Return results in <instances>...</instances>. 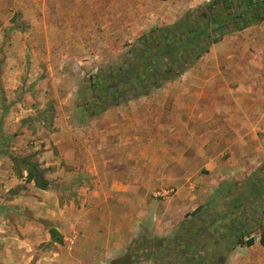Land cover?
<instances>
[{"label": "rangeland", "instance_id": "1", "mask_svg": "<svg viewBox=\"0 0 264 264\" xmlns=\"http://www.w3.org/2000/svg\"><path fill=\"white\" fill-rule=\"evenodd\" d=\"M22 1L12 0L0 35V128H13L0 139V264H227L236 235L257 243L264 264L256 44L247 50L243 31L225 35L186 72L134 97V76L122 72L154 52L151 31L199 10L212 20L214 0ZM107 81L121 84L118 101ZM62 158L100 172L63 177ZM23 160L45 170L46 192L23 180ZM177 205L197 208L185 218L192 225L181 226Z\"/></svg>", "mask_w": 264, "mask_h": 264}, {"label": "trees", "instance_id": "2", "mask_svg": "<svg viewBox=\"0 0 264 264\" xmlns=\"http://www.w3.org/2000/svg\"><path fill=\"white\" fill-rule=\"evenodd\" d=\"M205 11L199 10L201 12V14L198 12L199 16H189L187 21H180L170 31L166 29L151 31L153 36L149 38V44L150 47L154 46V52H150L147 57L139 58L138 63L141 64L139 69L132 66L129 71L122 72L124 81L128 74L134 76L131 78L133 87L131 93L134 97L147 95L163 83L186 72L196 61L209 52L210 47L221 42L225 35L241 32L263 23L264 0H214L207 8L212 17V20L209 21ZM195 17L205 23H210L209 26L214 25V29L206 26L201 32L197 31ZM191 18L194 20L189 21ZM218 31L221 32L217 36ZM112 86L113 88L108 90ZM105 88L107 93L113 94L115 101H118L116 99L122 94L120 91L121 84L117 85L107 81ZM3 137L0 132V139L2 140ZM1 143L0 141V145ZM21 165L26 167L28 182H33L40 190L45 191L49 188V182L44 175L45 171L41 170L39 165L30 164L28 160L21 161ZM50 235L54 240L59 236V233L56 230H51ZM251 245L252 241L249 242L248 246ZM260 245L264 249V231L260 237Z\"/></svg>", "mask_w": 264, "mask_h": 264}, {"label": "crops", "instance_id": "3", "mask_svg": "<svg viewBox=\"0 0 264 264\" xmlns=\"http://www.w3.org/2000/svg\"><path fill=\"white\" fill-rule=\"evenodd\" d=\"M18 1H20V0H18ZM157 1H161V0H157ZM166 1H168V0H166ZM11 2H12V0H0V35L3 33L4 29L10 24L11 12H13V10L10 7ZM161 2H165V1H161ZM243 33H244L243 34L244 39L247 42V45H246V43L244 44V45H246L245 47H247V50H248L250 48V46H254V44H256L257 52L259 55V61L257 62V66L259 68H264V57L262 58V56H264V21L260 25L252 26V27L246 29L245 31H243ZM248 66L249 65H247V67ZM5 119H3L2 121H4ZM6 129L4 128L3 123H1L0 132L3 134V136L6 135V133H10L12 131L11 129H13V128H11L10 126H7ZM20 148H19V150H20ZM58 149L59 150L63 149L62 145H59ZM14 150H17V148H14ZM71 160H72V162H69V160L65 161L64 158H62L59 160V162H57L55 164V165H57L56 169L59 171V174H63V177L67 174H99V172H100L99 170H96V166L93 165L96 163H93L91 166L89 164H84V166L87 167V169H88L86 172L85 170L81 169L83 162L82 163L77 162L76 159H74V158ZM87 160H89V159H87ZM97 163H98L97 167H100V163L101 164L104 163V158L103 157H97ZM71 165H74V167H77V168L73 169ZM45 167H49V164H47ZM23 173L27 175V177H23V180H27V182H28V173L25 170L23 171ZM0 177H3V174H0ZM29 183H32L33 185H35L33 182H29ZM45 192H46V190H45ZM174 209H175V210H173L174 212L177 211L178 214L183 215V217L180 220L181 226L185 227V226H190L193 224L192 222L188 221L185 218H186L188 213L195 211L197 208L190 210V209L186 208L184 205H181V206L177 205V208H174ZM182 233L184 234L186 232L183 230ZM20 238L21 237H19V242H20ZM249 240H250V238H248V237L244 238L243 235H236V236H233L231 238L233 245L231 246L230 251H229L227 264H263L260 261L261 255H258L255 257L254 250H252L254 247H256L257 243H255V245H251V246H248L247 244L243 245L244 241L248 242ZM32 242H34V244L37 242V235L34 236ZM233 242H235V243H233ZM22 243H24V242H22ZM259 244H260V240H259ZM18 249H20V251H25L24 248L22 249L21 246H19ZM190 252H192V250H188L187 252H185V255L183 257L186 258L188 256L187 253H190ZM257 254H259V253H257Z\"/></svg>", "mask_w": 264, "mask_h": 264}]
</instances>
